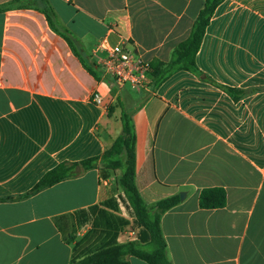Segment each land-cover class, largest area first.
I'll return each instance as SVG.
<instances>
[{"label": "crops", "instance_id": "crops-1", "mask_svg": "<svg viewBox=\"0 0 264 264\" xmlns=\"http://www.w3.org/2000/svg\"><path fill=\"white\" fill-rule=\"evenodd\" d=\"M44 3L70 40L50 26ZM202 5L16 0L0 11V264H68L76 241L82 257L109 239H134L117 221L77 225L76 210L117 199L114 176L101 177L99 167L77 166L76 175L24 196L54 165L100 155L122 133V112L134 127L144 202L184 192L160 217L172 264H264V0L217 4L195 54L199 73L179 69L156 87H126L97 59L104 40L168 61ZM206 187L224 189L222 207L199 206ZM120 207L106 209L129 220Z\"/></svg>", "mask_w": 264, "mask_h": 264}, {"label": "trees", "instance_id": "trees-1", "mask_svg": "<svg viewBox=\"0 0 264 264\" xmlns=\"http://www.w3.org/2000/svg\"><path fill=\"white\" fill-rule=\"evenodd\" d=\"M221 0H203V5L195 17L187 37L173 48L168 61L155 60L150 62V86L156 87L171 73L179 69L199 73L195 64V54L200 45L204 30L212 16L215 7ZM16 0L0 4V11L11 8ZM41 11L50 26L61 33L66 30L60 25L57 17L48 3H44ZM70 40V36L64 33ZM77 53V50L74 48ZM122 133L106 147L100 155L87 157L76 162H60L48 169L39 180L28 190L24 196L38 192L64 178L74 176L78 173L77 166L83 169L99 167L100 176H114V181L119 189L117 199H106L99 205H92L86 209L76 210L73 214L77 218V225L81 226L87 222L96 223L98 219L105 218V225L110 227L129 223L123 217L108 213L107 209L116 210L118 201L121 202L130 216L134 239L117 243L109 239L99 244L93 250H89L80 257L76 252L79 241H76L68 264H129L123 257L133 255L144 260L147 264H172L166 251V242L160 227L161 215L179 202V195H171L161 198L148 205L142 199L135 184V134L130 117L121 113ZM226 196L222 187L202 188L198 195V204L202 208L222 207ZM98 212V217H93ZM96 220V222H95ZM113 220V221H112ZM112 221V222H111ZM56 226L62 230L56 220ZM63 239L70 242L73 237L62 235Z\"/></svg>", "mask_w": 264, "mask_h": 264}, {"label": "built area", "instance_id": "built-area-1", "mask_svg": "<svg viewBox=\"0 0 264 264\" xmlns=\"http://www.w3.org/2000/svg\"><path fill=\"white\" fill-rule=\"evenodd\" d=\"M97 49L103 51L97 56L102 73L110 76L118 85L129 84L134 88H146L150 85V61L140 53L129 49L125 43L108 45L102 41ZM92 101L102 104V98L97 92L92 93Z\"/></svg>", "mask_w": 264, "mask_h": 264}, {"label": "rangeland", "instance_id": "rangeland-1", "mask_svg": "<svg viewBox=\"0 0 264 264\" xmlns=\"http://www.w3.org/2000/svg\"><path fill=\"white\" fill-rule=\"evenodd\" d=\"M126 87H129V84H124ZM118 213H121V214H124L126 217H128V215H127V213H126V211H125V209H124V207H120L119 209H118V211H117ZM128 221H129V223H127V224H124V226L122 227L121 226V228L119 229L120 231V233L122 234V236H125V235H128V232L130 231V229L132 230V224H131V220H130V218L128 217ZM106 219L105 218H100L99 219V221H98V224H101V223H103L104 221H105ZM113 221V220H112ZM111 221V222H112ZM76 229H77V226H76Z\"/></svg>", "mask_w": 264, "mask_h": 264}, {"label": "water", "instance_id": "water-1", "mask_svg": "<svg viewBox=\"0 0 264 264\" xmlns=\"http://www.w3.org/2000/svg\"><path fill=\"white\" fill-rule=\"evenodd\" d=\"M183 196H184V192H180L179 193V198H183Z\"/></svg>", "mask_w": 264, "mask_h": 264}]
</instances>
